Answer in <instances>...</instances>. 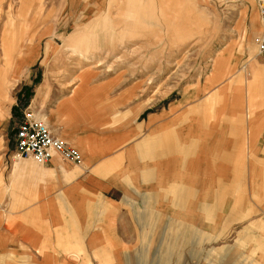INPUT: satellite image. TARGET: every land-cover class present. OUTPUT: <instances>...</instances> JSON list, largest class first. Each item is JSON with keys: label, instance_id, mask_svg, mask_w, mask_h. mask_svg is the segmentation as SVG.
<instances>
[{"label": "crops", "instance_id": "obj_1", "mask_svg": "<svg viewBox=\"0 0 264 264\" xmlns=\"http://www.w3.org/2000/svg\"><path fill=\"white\" fill-rule=\"evenodd\" d=\"M180 1L106 0L105 12L93 14L110 19L118 4L121 14L146 23L157 15L155 2L162 17L176 3L179 22ZM93 23L77 24L66 42L84 48L90 39L100 52L127 46L112 32L91 34ZM256 36L245 62L236 51L234 69L219 82L207 84V74L153 101L134 100L137 89L119 86V74L98 80L82 72L57 92L40 82L31 106L81 162L53 155L37 164L0 136V255L30 264H169L182 254L264 264V63H257ZM23 46L9 48L0 68V117L12 102L16 67L31 54ZM230 47L215 59L218 69ZM242 66L251 76L237 82L232 76ZM229 234L230 246H202Z\"/></svg>", "mask_w": 264, "mask_h": 264}, {"label": "rangeland", "instance_id": "obj_2", "mask_svg": "<svg viewBox=\"0 0 264 264\" xmlns=\"http://www.w3.org/2000/svg\"><path fill=\"white\" fill-rule=\"evenodd\" d=\"M104 3L106 0H0V68L5 67L10 58L7 55L9 48H16L20 41L24 44L23 52L28 43L31 47L29 57H25L16 67L17 80L10 89L12 102L5 105L6 109L0 117V136L8 139L9 150L15 151V128L23 111L28 107L33 108L31 100L44 79L49 83L48 91L57 92L70 88L79 78H83L82 72H92V77L98 80L119 74L115 76L119 77V86L132 83L134 90L137 89L134 100L153 101L188 85L193 86L207 74V84L219 82L229 74L227 70L234 69L231 61L236 51L241 50L239 58L242 60L245 57L241 64L245 62L248 39L253 31L257 33L254 40L256 51L262 29L259 0H181L179 22L177 14L172 13L178 9L176 3V7L166 9L162 17L159 13L161 7L155 2L153 10L157 11V15L146 23L137 22L131 15L121 14L118 4L113 7L110 19L105 14L94 16L93 13L98 10L104 11ZM95 21L98 28L91 34L103 35L108 34L103 32L109 31L115 40L126 37L127 46L119 48L116 43L117 47L100 52L98 48L96 51L93 46L95 42L90 39L84 42L90 43L84 48L73 47L66 42V37L77 24L83 26L90 23L92 26ZM46 43L50 48H46ZM228 46H231L230 51L224 59L227 63L221 64V69H218L215 59ZM22 54L17 58L20 59ZM257 56L258 66H261L260 63L264 61ZM99 59L100 65L96 67ZM91 61L94 68L85 70L83 65ZM239 70L243 73L241 80L237 78L240 71H235L232 76L237 82L246 81L251 76L244 72L247 69L243 66ZM219 73L222 74L221 78ZM199 232L196 236L201 239L203 236ZM232 242V235L229 234L207 245L203 242L202 246L219 248L223 244L230 246ZM176 259L177 255L170 256L169 264H175ZM205 259L203 256L196 260L182 254L177 260L179 264H216L214 258ZM29 262L23 257L0 255V264ZM217 264L224 263L220 261Z\"/></svg>", "mask_w": 264, "mask_h": 264}, {"label": "built area", "instance_id": "obj_3", "mask_svg": "<svg viewBox=\"0 0 264 264\" xmlns=\"http://www.w3.org/2000/svg\"><path fill=\"white\" fill-rule=\"evenodd\" d=\"M259 19L262 25L257 41V54L264 60V0L259 1ZM15 154L37 164L46 163L53 155L63 161L79 164L80 152L66 140L55 135L42 116L33 108H26L13 136Z\"/></svg>", "mask_w": 264, "mask_h": 264}, {"label": "bare ground", "instance_id": "obj_4", "mask_svg": "<svg viewBox=\"0 0 264 264\" xmlns=\"http://www.w3.org/2000/svg\"><path fill=\"white\" fill-rule=\"evenodd\" d=\"M105 52H106V51H105ZM93 64H94V63L91 61L90 63L83 65V67H85V70H86V69H89V68L93 67ZM98 65H100V59L96 62V67H97ZM93 68H94V67H93Z\"/></svg>", "mask_w": 264, "mask_h": 264}]
</instances>
